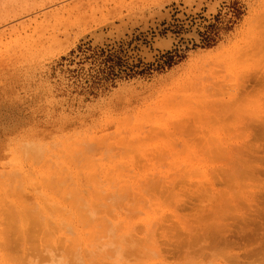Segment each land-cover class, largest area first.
I'll return each mask as SVG.
<instances>
[{"label": "rangeland", "instance_id": "1", "mask_svg": "<svg viewBox=\"0 0 264 264\" xmlns=\"http://www.w3.org/2000/svg\"><path fill=\"white\" fill-rule=\"evenodd\" d=\"M262 38L264 0H0V264H264Z\"/></svg>", "mask_w": 264, "mask_h": 264}, {"label": "bare ground", "instance_id": "2", "mask_svg": "<svg viewBox=\"0 0 264 264\" xmlns=\"http://www.w3.org/2000/svg\"><path fill=\"white\" fill-rule=\"evenodd\" d=\"M259 40H260V39H259ZM260 41H261V43H262V45H263L264 39L262 38ZM262 48H264V47H262ZM218 50H219V49H218ZM259 52H260V48L256 45V47L254 48V52H252L251 54H252V55H258ZM209 55H210V54H209ZM260 57H261V56H260ZM206 60H207V59H206ZM263 60H264V59H263ZM241 85H242V84H241ZM241 87L244 88V86H241ZM217 90L219 91L218 94L222 96V95H223V91H222V89L218 88ZM217 90L214 89L215 92H216ZM228 92H229V91H228ZM224 93H225V92H224ZM219 95H218V96H219ZM228 95H229V94H228ZM229 97H230V96H229ZM219 102H222V100H221L220 98H219ZM216 104H218V102H216ZM205 105H206V102H205L204 104H202V109L204 108ZM211 105H214V103H213L212 101H210V102L207 104L208 107L211 106ZM200 117H201L200 115H197L196 117L194 116V122H196V120H198V118H200ZM197 123H198V122H197ZM263 128H264V127H263ZM161 132H162V131H161ZM257 132H258V131H257ZM259 135H260V134H259ZM262 135H263V134H262ZM220 140H221L220 137H218V141H220ZM261 149H262V148H261ZM244 163L247 164L248 166H251V170L253 171V169H252V165H253L255 162L252 163V160H248V161H246V162H244ZM242 169H243V170H241V171H242L243 173H242L241 176H239V177H235L234 175L232 176L233 179H234V182H233V183H235V181L240 180L239 178H241V177L244 178V179H247V180H251V179H254V178H255V176H254L252 173H251V174H252L253 176L248 177V176H250L251 174H250V172H248L246 166H243ZM88 175L90 176V175H92V174H88ZM89 182H90V181H89ZM241 182H242V181H241ZM248 182H249V181H248ZM157 183H158V182H156V184H155L154 186L157 185V186L159 187L160 184H161V182H159L160 184L158 183L159 185H158ZM244 183H245V182H244ZM246 183H247V182H246ZM235 184H236V183H235ZM249 184H250V183H249ZM249 184H248V185H249ZM250 187H251V186H250ZM248 188H249V187H248ZM263 188H264V187H263ZM20 189H21V188H20ZM122 189H123V188H122ZM125 189H126V188H125ZM261 189H262V188H261ZM100 190H101V189H100ZM127 190H128V189H127ZM262 190H263V189H262ZM262 190H261V191H262ZM261 191H260V192H261ZM75 195H76V193H75ZM84 195H85V194H84ZM9 196H10V195H9ZM225 196H226V194H225ZM13 197H14V196H13ZM254 197H256V193H255ZM254 197H253V198H254ZM10 198H11V197H10ZM72 198H74V197H72ZM128 198H129V197H128ZM257 198H259V195H258ZM263 198H264V197H263ZM75 199H76V198H75ZM112 199H113V198H112ZM17 200H18V199H17ZM28 200H29V199H28ZM230 200H232V198H230ZM254 200H255V199H254ZM138 201H139V200H138ZM15 202H16V201H15ZM260 202L264 203V199H263V201H259V203H260ZM259 203H256V202H255V204H257V205H259ZM77 205H78V203H77ZM257 205H256V206H257ZM12 206H13V205H12ZM14 206H15V205H14ZM19 206H21V204H20ZM7 207H9V205L6 206V208H7ZM22 207H23V206H22ZM83 207H84V206H83ZM103 207H105V206L103 205ZM262 207L264 208V204L262 205ZM45 208H47V207H45ZM78 208H79V207H78ZM47 209H48V208H47ZM108 209H109V208H108ZM12 210H13V208H12ZM262 210H263L262 214L260 213V214L262 215V218L259 219V223H256L255 220H252V222H249L250 225L252 226V228L250 229V231L248 232V234H247L246 237H248V239H250L249 241H251V242H255V243L257 242V243H258L259 240L262 238V240H263L262 243H264V209H262ZM8 211H9V208H8ZM10 211H11V208H10ZM22 211H23V210H22ZM48 211H49V210H48ZM61 211H62V210H61ZM132 211H133V210H132ZM254 211H256L255 208H254ZM57 212H58V211H57ZM10 213H14V212H10ZM23 213H25V212L23 211ZM31 213H33V212H31ZM59 213H60V212H59ZM62 213H63V212H62ZM101 214H103V213L101 212ZM33 215H34V214H33ZM59 215H60V214H59ZM67 215H68V214H67ZM107 215H108V214H107ZM256 215H257V214H256ZM10 216H11V215H10ZM27 216H28V215H27ZM29 217H31V216H29ZM83 217H84V216H83ZM88 217H89V215H88ZM257 217H260V216L257 215ZM22 218H24V217H22ZM33 218H34V217H33ZM38 218H39V217H38ZM40 218H42V217H40ZM202 218H203V217H202ZM206 218H207V217H205V219H206ZM249 218H250V217H249ZM17 219H19V218H17ZM30 219H31V218H30ZM43 219H44V218H43ZM78 219H79V218H78ZM207 219H208V218H207ZM253 219H254V217H253ZM257 219H258V218H257ZM79 220H81V219H79ZM85 220H86V219H85ZM90 220H91V219H89V221H90ZM249 220H250V219H249ZM7 221H8V220H7ZM15 221H16V220H15ZM18 221H19V220H18ZM36 221H37V220H36ZM47 221H48V220H47ZM81 221H82V220H81ZM202 221H204V220H202ZM24 222H25V221H24ZM32 222H33V221H32ZM42 222H43V220H42ZM86 222H88V221H86ZM90 222H91V221H90ZM106 222H108V221H106ZM106 222H105V224H106ZM206 222H207V221H206ZM5 223H6V222H5ZM9 223H10V222H9ZM17 223H18V222H17ZM39 223H40V222H39ZM80 223L82 224V222H80ZM32 224H33V223H32ZM32 224H31V225H32ZM37 224H38V223H37ZM84 224H86V223L84 222ZM88 224H89V223H88ZM4 225H5V224H4ZM19 225H20V224H19ZM19 225H18V226H19ZM24 225H25V224H24ZM35 225H36V224H35ZM214 225H215V224H214ZM214 225H213V226H214ZM248 225H249V224H247V227H251L250 225H249V226H248ZM6 226H7V225H6ZM6 226H5V227H6ZM9 226H11V225H9ZM28 226H29V225H28ZM37 226H38V225H37ZM40 226H41V225H40ZM107 226H108V225H107ZM109 226H110V224H109ZM208 226H209V225H208ZM208 226H207V227H208ZM230 226H231V225H230ZM234 226H236V225H233V227H234ZM5 227L2 226V228H5ZM16 227H17V226H16ZM16 227H14V228H15V232L18 231ZM70 227H71V226H70ZM70 227H69V228H70ZM110 227H111V226H110ZM110 227H108V228L110 229ZM161 227H162V226H161ZM216 227H217V226H216ZM220 227H221V226H220ZM38 228H39V227H38ZM136 228H137V227H136ZM158 228H160V227H158ZM5 229H9V228L6 227ZM5 229H3V230H5ZM236 229H237V228H236ZM262 229H263V230H262ZM1 230H2V229H1ZM11 230H12V229H11ZM29 230H30V229H29ZM35 230H36V229H35ZM41 230H42V229H41ZM210 230H212V232H210V234H207V237H208V239H210V240L213 239V240L215 241V240L218 238L217 231H221V230H219L218 228H214V227H212L211 225H210V227H209V231H210ZM215 230H217V231H215ZM239 230H240V229H239ZM12 231H13V230H12ZM20 231H22V230H20ZM20 231H19V232H20ZM24 231H25V230H24ZM110 231H111V230H110ZM139 231H140V230H139ZM197 231L199 232V230H196V232H197ZM241 231H242V230H241ZM261 231H263V234L260 236V232H261ZM0 232H1V231H0ZM5 232H6V231H5ZM5 232H4V233H5ZM8 232L11 233V231H8ZM32 232H33V230H32ZM35 232L37 233V231H35ZM39 232H40V230H39ZM111 232H112V231H111ZM111 232H110V233H111ZM113 232H114V231H113ZM193 232H194V230H193ZM232 232H233V231H232ZM2 233H3V231H2ZM4 233H3V234H4ZM13 233H14V232H13ZM25 233H26V232H25ZM29 233H30V232H28V234H29ZM77 233H79V232L77 231ZM14 234H17V232L14 233ZM18 234H19V233H18ZM196 234H197V233H196ZM6 235H7V234H6ZM8 235H9V234H8ZM12 235H13V234H12ZM20 235H21V234H20ZM43 235H44V233H43ZM15 236H16V235H14L13 238H14ZM22 236H23V234H22ZM194 236H195V235H194ZM199 236H200V235H199ZM204 236H205V235H204ZM239 236H240V235H239ZM259 236H260V238H259ZM2 237H3V235H2ZM5 237H6V236H5ZM7 237H8V236H7ZM10 237H11V235H10ZM17 237H18V236H16L15 238H17ZM44 237H45V236H44ZM82 237H83V236H82ZM134 237H135V236H134ZM156 237H157V236H156ZM241 237H242V236H241ZM243 237H244V236H243ZM243 237H242V238H243ZM11 238H12V237H11ZM15 238H14V240L12 239V241H15ZM19 238H20V240H21V237H19ZM24 238H26V236H25ZM126 238H127V237H126ZM159 238H160V237H159ZM204 238L207 239L206 236H205ZM5 239H6V238H4V240H5ZM7 239H8V238H7ZM7 239H6V240H7ZM128 239H129V237H128ZM199 239H200V237H199L198 239H195L194 242H197L196 240H198V242H199ZM225 239H226V238H225ZM240 239H241V238H240ZM245 239H246V238H245ZM213 240H212V241H213ZM220 240H221V238H220ZM220 240H219V242H221ZM227 240H228V239H227ZM241 240H242V239H241ZM23 241H24V240H23ZM120 241H122L121 238H120ZM125 241H126V240H125ZM137 241H138V240H137ZM137 241H136V242H137ZM147 241H148V240H147ZM147 241H146V242H147ZM192 241H193V240H192ZM201 241H202V237H201ZM217 241H218V240H217ZM228 241H229V240H228ZM249 241H248V242H249ZM2 242H3V244H4V243L6 244V242H8V241H5V242H4V241L2 240ZM17 242H18V239H17ZM183 242H185V241H183ZM194 242H191L192 245H193ZM210 242H211V241H210ZM251 242H249V243H251ZM8 243L10 244V242H8ZM199 243H200V242H199ZM212 243H214V242H212ZM215 243H216V242H215ZM230 243H231V242H230ZM245 243H246V242H245ZM249 243H247V244H249ZM5 244H4V245H1V247H4V246L6 247ZM9 244H8V245H9ZM165 244H167V243H165ZM185 244H186V243H185ZM208 244H209V243H208ZM208 244H207V247L210 246V244H209V245H208ZM217 244H218V243H217ZM220 244H222V243H220ZM225 244H226V243H225ZM228 244H229V243H228ZM258 244H261V243H258ZM8 245H7V248H8ZM131 245H132V244H131ZM135 245H136V244H135ZM135 245H132L133 248H134ZM143 245H144V244H143ZM155 245H156V244H155ZM180 245H182V244L180 243ZM192 245H189V246H192ZM195 245H196V244H194V246H195ZM198 245H199V244H198ZM250 245H251V244H250ZM144 246H145V245H144ZM211 246H212V244H211ZM11 247H12V246H11V244H10V248H11ZM69 247H70V243H69ZM118 247H119V246H118ZM118 247H117V248H118ZM130 247H131V246H130ZM186 247H187V245H186ZM196 247H197V245H196ZM203 247H205V246H202L201 248H203ZM213 247L216 248V247H218V246H216V244H215V245H213L211 248H213ZM219 247H220V246H219ZM233 247H234V246H233ZM235 247H237V246H235ZM258 247H259V246H257V248H258ZM260 247H261V245H260ZM262 247H264V246L262 245ZM10 248H9V249H10ZM13 248H14V247H13ZM117 248H116V249L114 248L115 251L118 250ZM144 248H145V247H144ZM176 248H177V247L175 246V249H176ZM178 248H179V247H178ZM181 248H182V247H181ZM183 248H184V247H183ZM183 248H182V249H183ZM254 248H256V247L254 246ZM71 249H72V248H71ZM78 249H79V248H78ZM109 249H110V248H109ZM189 249H191V247H189ZM204 249H205V248H204ZM213 249H214V248H213ZM217 249H218V248H217ZM224 249H225V247H224ZM226 249H227V248H226ZM6 250H7V249H6ZM6 250H5V251H6ZM139 250H140V249H139ZM142 250H143V249H142ZM150 250H151V249H150ZM150 250H149V253H150ZM191 250H192V249H191ZM199 250H200V248H199ZM210 250H212V249H210ZM215 250H216V249H214V252H215ZM220 250H221V249H220ZM262 250L264 251V248H263ZM8 251L10 252L9 255H11V253H12V252H11L12 249H11V251H10V250H8ZM15 251L17 252L18 250H14L13 252H15ZM111 251H113V250L111 249ZM130 251H131V250H130ZM143 251H144V254H145L148 250L146 251V249H144ZM202 251H203V249H202ZM259 251H260V249H259ZM259 251H258V252H259ZM72 252H73V251L70 250V253H71V254H72ZM124 252H125V250H124ZM153 252H154V251H153ZM192 252H193V251H192ZM212 252H213V250H212ZM212 252H211V253H212ZM17 253H18V252H17ZM64 253H65V252H64ZM70 253H69V254H70ZM111 253H112V252H111ZM149 253H146V254H149ZM226 253H227V251H226ZM251 253H253V252H250L249 255L252 257L253 254H251ZM261 253H262V252H261ZM66 254H68L67 251H66ZM66 254H65V255H66ZM69 254H68V255H69ZM71 254H70V255H71ZM114 254H115V253H114ZM150 254H154V255H152V256L156 257L155 253H152V252H151ZM193 254H194V253H193ZM195 254H196V253H195ZM220 254H221V253H220ZM246 254H247V253H246ZM6 255H7V252H6ZM68 255H67V256H68ZM70 255H69V256H70ZM74 255H76L75 252H74ZM74 255H72V256L70 257V259H71ZM211 255H214V254H211ZM223 255H224V254H223ZM229 255H230V254H229ZM247 255H248V254H247ZM256 255H257V253H256ZM258 255H259V254H258ZM67 256H66V257H67ZM148 256H149V255H148ZM152 256H151V257H152ZM224 256H225V255H224ZM230 256H231V255H230ZM260 256H261V255H260ZM74 257H75V256H74ZM209 257H210V256H209ZM215 257H216V256H215ZM244 257H245V256H244ZM262 257H264V253H263V256H262ZM262 257H261V258H262ZM211 258H212V257H211ZM246 258H247V256H246ZM248 258H249V256H248ZM253 258H254V255H253ZM81 259H82V258H81ZM226 259H228V260H230V261L233 262V260H232L231 257L225 258V260H226ZM241 259H242V258H241ZM243 259H244V258H243ZM258 259H260V258H259V257H257V259L255 258V261H254V262H256V260H258ZM263 259H264V258H263ZM263 259H260L259 261L262 262ZM71 260H73V259H71ZM76 260H77V259H76ZM246 260H247V259H246ZM250 260H251V258H250ZM55 261H56V260H55ZM234 261H235V260H234ZM263 261H264V260H263ZM228 262H229V261H228ZM232 262H231V263L229 262V264H232ZM239 262H240V261H239ZM247 262H248V261H247ZM254 262H253V263H254ZM81 263L83 264V262H81ZM213 263H214V262H213ZM242 263H243V262H242ZM248 263H249V262H248ZM250 263H251V262H250ZM250 263H249V264H250ZM262 263H263V262H262ZM55 264H56V263H55ZM70 264H71V263H70ZM244 264H245V263H244ZM251 264H252V263H251Z\"/></svg>", "mask_w": 264, "mask_h": 264}, {"label": "trees", "instance_id": "3", "mask_svg": "<svg viewBox=\"0 0 264 264\" xmlns=\"http://www.w3.org/2000/svg\"><path fill=\"white\" fill-rule=\"evenodd\" d=\"M81 49L82 48L80 47V56H85L87 54L86 52L90 51L87 48H84L82 50ZM101 57H104V58H102V61L100 62L103 65V68H104L103 71L104 72L103 71L100 72L98 70L99 71L98 73H104V74H106L105 75L106 77L116 76V75H119L121 73L120 68L117 71V67H116L117 63H116L115 59H111L108 54H106L104 56L101 55ZM118 67H120V65Z\"/></svg>", "mask_w": 264, "mask_h": 264}]
</instances>
